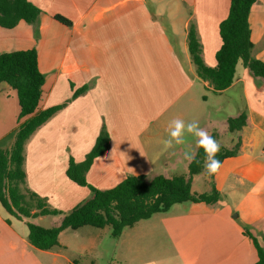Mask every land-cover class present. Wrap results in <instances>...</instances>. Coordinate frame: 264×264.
<instances>
[{
    "label": "crops",
    "instance_id": "obj_1",
    "mask_svg": "<svg viewBox=\"0 0 264 264\" xmlns=\"http://www.w3.org/2000/svg\"><path fill=\"white\" fill-rule=\"evenodd\" d=\"M29 1L40 8L39 16L33 23L21 19L13 27L0 26V53L34 48L44 75L38 110L66 102L24 146L25 185L50 207L69 211L91 196L66 169L70 156L84 159L102 126L109 148L86 172L88 183L99 189L127 175L187 174L184 152L195 155L197 138L186 134L184 144L164 146L169 122L176 118L195 119L210 135L216 133L219 144L239 148L223 158L217 173L191 176L193 192L214 186L217 201L174 203L124 227L118 237L110 235V227L96 231L84 225L73 229L78 239L71 244L61 240L66 228L58 244L42 250L29 242L25 220L0 205V264H83L67 256L69 248L88 254L94 264L97 248L105 250L112 238L119 246L113 264H253L257 251L251 236L264 249V78L239 60L231 84L214 91L197 75L187 46L192 25L203 62L216 64L218 25L229 0ZM248 23L251 55L264 61V0L252 4ZM18 111L16 91L0 82L1 148L13 142ZM241 112L245 124L229 131L228 118ZM198 178L204 188L195 187ZM48 216L57 217L48 226L61 220V215H38L31 221Z\"/></svg>",
    "mask_w": 264,
    "mask_h": 264
},
{
    "label": "trees",
    "instance_id": "obj_2",
    "mask_svg": "<svg viewBox=\"0 0 264 264\" xmlns=\"http://www.w3.org/2000/svg\"><path fill=\"white\" fill-rule=\"evenodd\" d=\"M256 1L229 0L227 15L218 25L221 44L215 52L214 66L203 62L195 29L192 25L188 27L187 46L196 73L208 81L214 91H221L231 84L239 60L254 75L264 78V61L251 55L248 15ZM40 12V8L29 0H0V26L13 27L21 19L33 23ZM53 18L67 26L71 25V20L63 15L55 14ZM0 82H6L16 91L19 104L13 142L9 148L0 147V205L10 215L25 220L27 238L33 246L42 250L50 249L58 244L62 230L84 225L100 228L109 226L110 235L118 237L124 227L132 226L153 213L164 212L174 203L217 201L219 193L214 186L208 192L196 193L191 190V176L206 170V154L199 146L194 159L188 163L187 174L171 177L158 174L151 179H146L144 175H127L112 187H94L88 183L86 172L94 158L110 145L109 134L102 126L84 159L76 162L70 156L66 169L67 177L79 185L87 186L91 196L69 211L50 207L45 198L25 185L24 146L30 135L66 102L38 110L44 75L38 68L34 48L0 53ZM84 90L85 87L75 90L73 97ZM245 118L244 112L228 118V130L240 129L245 124ZM211 136L217 141L216 133H211ZM219 145L220 150L215 155L220 161L235 155L239 148L238 143L232 148ZM38 215H61V220L57 225L43 226L31 221ZM251 238L257 251V260L253 264H264V249L255 237Z\"/></svg>",
    "mask_w": 264,
    "mask_h": 264
},
{
    "label": "clouds",
    "instance_id": "obj_3",
    "mask_svg": "<svg viewBox=\"0 0 264 264\" xmlns=\"http://www.w3.org/2000/svg\"><path fill=\"white\" fill-rule=\"evenodd\" d=\"M168 139L164 141L165 148H170L173 144L181 145L185 143L186 134L196 137L195 143L203 148L206 154L205 168L209 175L215 174L222 166V162L216 158V153L220 150L218 142L204 129L199 127V122L195 119L185 121L180 118L173 119L168 125ZM184 159L192 161L193 151L184 152Z\"/></svg>",
    "mask_w": 264,
    "mask_h": 264
},
{
    "label": "rangeland",
    "instance_id": "obj_4",
    "mask_svg": "<svg viewBox=\"0 0 264 264\" xmlns=\"http://www.w3.org/2000/svg\"><path fill=\"white\" fill-rule=\"evenodd\" d=\"M222 141L226 142V137H223ZM194 185L197 188H204V185L200 180V178L195 180ZM55 219H57V217L48 216L46 219L39 221L38 224H41L43 226H48L51 225ZM87 227L96 229V231H104L105 229H109V226H107L106 228H99L91 225L86 226L84 229H88ZM80 236H85V234L81 232ZM76 239H78L77 234L71 228H68L61 234V240L64 242H68V243L70 242L71 244H74ZM65 253L70 258H75L80 260V262L83 264H91L90 256L88 254L85 253L78 254L76 251H74V248H69ZM118 255H119V246L115 245V240L114 238H112L111 243L108 244V242H106L105 250L97 248V252H96L97 259L94 262V264H113L116 261V259H118Z\"/></svg>",
    "mask_w": 264,
    "mask_h": 264
}]
</instances>
